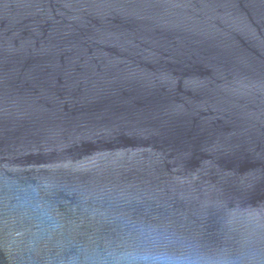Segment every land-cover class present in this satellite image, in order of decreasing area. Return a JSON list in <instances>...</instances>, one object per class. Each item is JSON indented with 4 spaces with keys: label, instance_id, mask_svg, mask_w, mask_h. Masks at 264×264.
Returning a JSON list of instances; mask_svg holds the SVG:
<instances>
[{
    "label": "water",
    "instance_id": "1",
    "mask_svg": "<svg viewBox=\"0 0 264 264\" xmlns=\"http://www.w3.org/2000/svg\"><path fill=\"white\" fill-rule=\"evenodd\" d=\"M129 221L264 261V0H0V264Z\"/></svg>",
    "mask_w": 264,
    "mask_h": 264
},
{
    "label": "clouds",
    "instance_id": "2",
    "mask_svg": "<svg viewBox=\"0 0 264 264\" xmlns=\"http://www.w3.org/2000/svg\"><path fill=\"white\" fill-rule=\"evenodd\" d=\"M127 224L119 241H109L102 248L78 250L62 264H264L252 249L236 254L208 250L150 225L131 221Z\"/></svg>",
    "mask_w": 264,
    "mask_h": 264
}]
</instances>
